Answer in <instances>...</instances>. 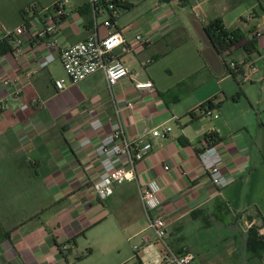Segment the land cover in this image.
I'll use <instances>...</instances> for the list:
<instances>
[{
  "label": "crops",
  "instance_id": "1",
  "mask_svg": "<svg viewBox=\"0 0 264 264\" xmlns=\"http://www.w3.org/2000/svg\"><path fill=\"white\" fill-rule=\"evenodd\" d=\"M56 1L0 0V36L4 29L29 23L25 8L30 3L49 6ZM132 1L121 0L112 12L106 9L95 17L91 0H66L61 22L62 46L91 36L104 38L109 32L128 39L113 55L131 76L113 87L100 70L76 85L66 81L64 90H57L55 80L66 74L51 70L56 63L63 70L59 61L39 68L47 52L40 43L24 38L26 55L20 57L11 40L5 39L12 50L3 45L5 40L0 42V175L17 174L22 181L0 185L13 189L9 198L0 190V222H11L6 228L0 224V264H74L70 258L77 239L107 223L129 241L138 240L141 248L138 255L115 264L137 259L138 264H157L161 246L155 245L140 198L149 180L162 187L161 213L172 252L191 253L196 264L264 263L247 249L251 221L259 232L264 228V132L245 108L255 109L254 86L264 81V5L259 3L256 10L253 0L174 2V7L196 11L199 20L193 24L181 21L174 8L134 14ZM237 5H246L244 15L235 14ZM113 18L114 26L107 27ZM216 18L246 37L262 30L256 51L248 55L236 47L220 55L205 32ZM39 22L32 23L34 32L41 28ZM138 34L153 42L137 43ZM248 60L254 65L251 81L241 83L228 65ZM147 81L152 89L136 87ZM212 99L218 118L190 116ZM95 118L101 122L98 129L92 127ZM116 125L127 140L151 142L152 149L136 163L137 179L101 200L93 187L102 172L97 149ZM166 127L172 129L166 138L153 136L155 129ZM212 128L228 181L223 190L213 186L200 159ZM87 252L85 258L94 250Z\"/></svg>",
  "mask_w": 264,
  "mask_h": 264
},
{
  "label": "built area",
  "instance_id": "2",
  "mask_svg": "<svg viewBox=\"0 0 264 264\" xmlns=\"http://www.w3.org/2000/svg\"><path fill=\"white\" fill-rule=\"evenodd\" d=\"M169 3L181 0H166ZM93 14L97 17L103 14L105 10H114L121 0H91ZM66 0H57L49 6H41L37 2H32L25 8V14L29 19L27 25L17 27L15 29H4L0 36V42L5 39L11 40L16 45V53L20 57H25V40L30 41L33 45L40 43L45 51H47L39 61V68H46L55 61H59L66 78L55 80L54 84L57 90H64L66 81L71 84H79L89 76L102 70L105 72L106 81L109 87L115 86L121 80L131 76L128 67L119 59L115 58L113 53L119 47H126L128 39L119 32H109L104 38L91 36L87 40L79 42L71 46H62L61 42V22L66 17ZM39 19L41 28L34 32L32 23ZM106 26L112 28L114 23L108 20ZM263 36L262 30L255 31L249 39L260 38ZM137 43L146 45L153 42L150 36L138 34L135 36ZM233 74H240L243 83L251 81L252 69L254 65L252 61H243L241 63H231ZM35 70L32 71L34 73ZM10 82H5L9 84ZM138 89H152L154 87L151 81L137 83ZM18 94V93H16ZM203 105V104H202ZM201 105V106H202ZM28 108L25 106L24 109ZM129 109L134 108L133 103L128 104ZM200 106L195 110L197 113H205L206 117L218 118L215 115L216 110L205 109L199 111ZM194 111V110H193ZM92 127L98 129L101 122L98 118L92 121ZM171 127L164 130L155 129L154 137L166 138L171 132ZM217 135L216 128L208 131L206 148L200 154V159L208 170L211 183L218 190L227 187L228 181L222 173L223 157L217 149L216 145H211ZM210 143V144H209ZM152 149L151 142H143L141 139L134 141L127 140L124 136L121 126L116 125L111 134H109L97 149V153L101 160L102 172L99 178L94 182V191L98 198L106 200L112 197L115 190L129 182L137 179L136 163L143 160ZM169 169L168 166L165 167ZM162 187L156 180H149L140 192V198L144 209L148 216V228L155 236V245L161 246L156 251L157 264H196L195 256L191 253L178 255L172 252L166 245L168 234V225L165 217L161 213L163 201L160 196ZM254 222L248 226L251 227ZM261 235H264V228L261 229ZM138 255L141 251L139 246H134ZM128 264V263H122ZM264 264V263H263Z\"/></svg>",
  "mask_w": 264,
  "mask_h": 264
},
{
  "label": "rangeland",
  "instance_id": "3",
  "mask_svg": "<svg viewBox=\"0 0 264 264\" xmlns=\"http://www.w3.org/2000/svg\"><path fill=\"white\" fill-rule=\"evenodd\" d=\"M138 1V2H135ZM132 1L134 4L133 12L134 14H142L156 8L167 9L174 8L175 14L179 17L184 23H195L199 20V17L196 14V11L192 7H188L186 10L174 7L175 3H169L166 0H135ZM251 1V0H248ZM255 3L256 10L260 9L259 3L264 5V0H253ZM138 3V4H137ZM237 11L235 14L241 13L244 15L246 13V5H237ZM239 54H243V51H239ZM237 57V56H236ZM56 69V70H55ZM51 70L56 71L57 73H63L60 65L58 63L51 65ZM254 97H255V109L245 106L248 113L252 116L251 120H255V124L259 126L264 132V81L259 82L254 86ZM215 120L211 117H206L205 120ZM12 181L13 184H22V181H19L17 174H1L0 175V185L3 187L2 182ZM11 185H5V188H0L3 190L1 195H6L7 198L12 196L13 189H10ZM2 222H0L1 224ZM11 222H4V227H9ZM138 244V240L129 241L128 237L123 236L119 233V230L110 226L108 223L104 224L91 233L89 232L86 238L81 237L76 241V250L74 255L71 256V261L74 264H115L121 258L127 255L135 254L134 245ZM87 249H93L94 253L89 257L87 256ZM80 261V262H79ZM130 261V260H129ZM138 259L135 262L130 264H138Z\"/></svg>",
  "mask_w": 264,
  "mask_h": 264
},
{
  "label": "trees",
  "instance_id": "4",
  "mask_svg": "<svg viewBox=\"0 0 264 264\" xmlns=\"http://www.w3.org/2000/svg\"><path fill=\"white\" fill-rule=\"evenodd\" d=\"M112 22L115 23V18L112 19ZM205 32L208 35L212 45L220 55L231 54L233 52V49L236 47H242L248 55H251L256 51V38L249 39V37H246L245 34L240 30L228 29L221 18L212 20L205 27ZM3 45H6L9 50H12V47L9 44L8 40H5L3 42ZM228 68L233 73L230 65H228ZM234 75L241 76L240 74ZM241 83L243 82L241 81ZM207 108L211 111L216 109L215 99H212L200 106V109L202 111ZM190 116L206 117V114H198L197 111L194 110L190 113ZM207 137L208 136H206V139ZM212 140L213 141L211 142V145H216L219 141V138L216 135L214 138H212ZM207 143L208 142L206 141V144ZM249 221H251V218H249ZM247 249L250 253L254 254L255 257L261 260L264 259V236L260 234L257 224H253L248 228Z\"/></svg>",
  "mask_w": 264,
  "mask_h": 264
}]
</instances>
